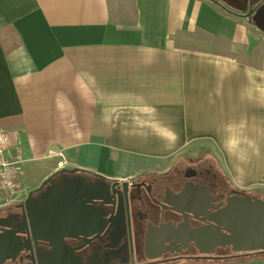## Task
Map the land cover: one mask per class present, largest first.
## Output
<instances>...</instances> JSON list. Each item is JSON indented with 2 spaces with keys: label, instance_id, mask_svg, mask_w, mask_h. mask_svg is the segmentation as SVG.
<instances>
[{
  "label": "crops",
  "instance_id": "obj_1",
  "mask_svg": "<svg viewBox=\"0 0 264 264\" xmlns=\"http://www.w3.org/2000/svg\"><path fill=\"white\" fill-rule=\"evenodd\" d=\"M241 9L0 0V128L21 196L64 168L129 178L199 149L264 197V29Z\"/></svg>",
  "mask_w": 264,
  "mask_h": 264
},
{
  "label": "flooded vegetation",
  "instance_id": "obj_2",
  "mask_svg": "<svg viewBox=\"0 0 264 264\" xmlns=\"http://www.w3.org/2000/svg\"><path fill=\"white\" fill-rule=\"evenodd\" d=\"M219 1L261 18L264 0ZM206 156L129 178L55 172L0 209V242L18 247L1 264H264V248L223 242L220 222L236 199L264 197L236 188Z\"/></svg>",
  "mask_w": 264,
  "mask_h": 264
},
{
  "label": "water",
  "instance_id": "obj_3",
  "mask_svg": "<svg viewBox=\"0 0 264 264\" xmlns=\"http://www.w3.org/2000/svg\"><path fill=\"white\" fill-rule=\"evenodd\" d=\"M252 11L249 10L244 15L249 18ZM220 222L229 232V235L223 237V242L233 245L238 250L264 248V200L261 198L254 195L229 203L222 211ZM1 241L0 264L4 256H14L18 251L15 241L11 238L5 237Z\"/></svg>",
  "mask_w": 264,
  "mask_h": 264
},
{
  "label": "built area",
  "instance_id": "obj_4",
  "mask_svg": "<svg viewBox=\"0 0 264 264\" xmlns=\"http://www.w3.org/2000/svg\"><path fill=\"white\" fill-rule=\"evenodd\" d=\"M10 141L6 129L0 128V209L12 206L23 199L22 187L16 180L22 173L21 158L9 153ZM57 156H62L61 150H54Z\"/></svg>",
  "mask_w": 264,
  "mask_h": 264
},
{
  "label": "rangeland",
  "instance_id": "obj_5",
  "mask_svg": "<svg viewBox=\"0 0 264 264\" xmlns=\"http://www.w3.org/2000/svg\"><path fill=\"white\" fill-rule=\"evenodd\" d=\"M263 1V0H262ZM264 12V4L262 3V12L261 13H263ZM256 18H258V17H254L253 18V21L255 22V19ZM259 21H261L262 23L264 22V20H259ZM199 149H194L192 152H190L192 155H198V154H200L199 153V151H198ZM23 196V195H22Z\"/></svg>",
  "mask_w": 264,
  "mask_h": 264
},
{
  "label": "trees",
  "instance_id": "obj_6",
  "mask_svg": "<svg viewBox=\"0 0 264 264\" xmlns=\"http://www.w3.org/2000/svg\"><path fill=\"white\" fill-rule=\"evenodd\" d=\"M259 20H264V12L261 14V18L260 19H258V18L255 19L256 24L264 29V22L262 23Z\"/></svg>",
  "mask_w": 264,
  "mask_h": 264
}]
</instances>
